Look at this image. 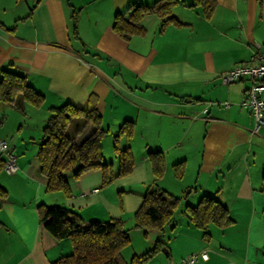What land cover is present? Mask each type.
Instances as JSON below:
<instances>
[{
  "label": "crops",
  "instance_id": "0c3cea01",
  "mask_svg": "<svg viewBox=\"0 0 264 264\" xmlns=\"http://www.w3.org/2000/svg\"><path fill=\"white\" fill-rule=\"evenodd\" d=\"M155 1L0 0V76L2 69L20 73L43 96L39 107L0 102V139L19 166L0 172L7 192L0 199V264H50L72 251L70 239H55L41 226L40 203L62 205L84 220L122 218L131 230L153 186L181 203L163 230L142 233V250L164 242L144 264H181L201 251L208 258L195 264H264V124L253 133V115L241 105L249 80L219 78L264 52V0H216L208 17L195 0H176L170 20L144 15L143 33L123 37L113 29L116 13ZM91 95L108 130L103 158L115 170L113 135L125 120L134 123L131 138H120L132 151V171L107 185L100 169L78 178L65 173L70 194L48 192L36 152L49 108L80 107ZM155 153L163 157L159 176ZM203 195L214 196L233 220L209 224L207 236L185 213ZM128 247L126 260L142 252Z\"/></svg>",
  "mask_w": 264,
  "mask_h": 264
},
{
  "label": "trees",
  "instance_id": "16d2710c",
  "mask_svg": "<svg viewBox=\"0 0 264 264\" xmlns=\"http://www.w3.org/2000/svg\"><path fill=\"white\" fill-rule=\"evenodd\" d=\"M176 0H156L151 6H128L125 12L116 13L113 29L121 36L128 37L134 33H143L145 28L141 19L149 13L172 19L171 7ZM201 5L208 17L212 13L216 0H195ZM17 99L39 107L43 96L36 92L26 81V77L11 69H2L0 76V102L16 103ZM20 110V106H17ZM74 118H81L80 125L72 134L67 130ZM133 122L125 120L113 135L112 148L117 157V168L111 162L104 161L102 139L108 130L102 127L101 115L96 107V97H88L83 106L76 107L68 102L49 108V115L42 128L36 156L40 170L47 178L46 191L70 194L69 182L65 173L78 178L82 173L100 169L102 185H107L117 177L132 171L134 158L127 144L120 146V138L128 141L133 132ZM154 172L162 173L163 157L155 153L152 158ZM4 158L0 153V172L3 171ZM182 172V164L175 165ZM7 196L0 185V199ZM181 203V197L153 186L143 195L138 209L133 213L132 228L140 229L144 235L150 230H163L174 221V216ZM41 226L55 239L68 238L72 251L53 260L50 264H144L164 246L157 239L152 247L141 254L133 253L126 260L122 250L130 244L129 228L122 218H110L106 221L84 220L75 211L59 204L37 206ZM185 213L189 220L207 236L209 224L220 227L230 225L233 220L227 209L214 196L203 195L195 205H186ZM2 225L0 221V226ZM264 252V247H262Z\"/></svg>",
  "mask_w": 264,
  "mask_h": 264
},
{
  "label": "built area",
  "instance_id": "2783aa9c",
  "mask_svg": "<svg viewBox=\"0 0 264 264\" xmlns=\"http://www.w3.org/2000/svg\"><path fill=\"white\" fill-rule=\"evenodd\" d=\"M219 78L223 84H229L243 78L249 80L250 83L241 105L249 107L254 119L252 132H258L262 124H264V52L256 54L254 59L249 62L236 64L234 67L221 72ZM217 104L227 107L229 102L221 101L217 102ZM0 153L4 158L3 170L8 173L17 172L19 166L16 154L4 139H0ZM92 191L96 192L98 189L94 188ZM207 258L208 254L205 251L192 253L181 258V264H195L199 259L206 260Z\"/></svg>",
  "mask_w": 264,
  "mask_h": 264
},
{
  "label": "rangeland",
  "instance_id": "374dc122",
  "mask_svg": "<svg viewBox=\"0 0 264 264\" xmlns=\"http://www.w3.org/2000/svg\"><path fill=\"white\" fill-rule=\"evenodd\" d=\"M82 119L81 118H74L73 121L71 122L68 130H67V133L70 135L73 133V131L76 129V127L78 125H80ZM104 145L106 146V143L104 142ZM107 147V146H106ZM16 154V153H15ZM105 161V160H104ZM142 231L140 229H131L129 230V236H130V244L128 245L129 247L127 248V251L128 250L130 251H137V249H139L140 251L144 252L145 250H142L141 247V242L145 244V238L143 237L142 235ZM141 241V242H140ZM152 246V245H151ZM132 248V249H131ZM164 248V247H163ZM162 248V249H163ZM142 252L140 253H136V254H141ZM132 252H130V254H127V258H129L130 256H132Z\"/></svg>",
  "mask_w": 264,
  "mask_h": 264
}]
</instances>
